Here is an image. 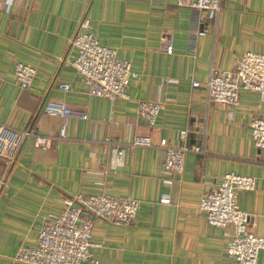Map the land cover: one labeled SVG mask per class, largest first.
<instances>
[{
  "label": "crops",
  "instance_id": "crops-1",
  "mask_svg": "<svg viewBox=\"0 0 264 264\" xmlns=\"http://www.w3.org/2000/svg\"><path fill=\"white\" fill-rule=\"evenodd\" d=\"M78 19L130 63L135 77L126 99L87 93L70 64ZM168 39L169 54L162 49ZM244 51L264 53V0H220L215 18L173 0H15L8 11L0 0V124L54 137L47 148L27 137L9 165L0 161V264H23L14 260L18 248L35 244L40 220L76 194L139 201L128 225L93 222L90 252L97 264H237L225 252L232 228L209 224L197 204L224 173L251 176L253 189L236 191L235 200L249 229L264 236V163L247 124L251 115L264 118V103L257 92L240 90L228 118L230 108L208 100L204 88L210 67L229 70ZM16 62L35 69L26 89L12 75ZM145 99L161 103L152 125L136 118L137 102ZM48 100H63L86 118L43 113ZM134 134L148 135L152 144L125 145L122 165L112 170L110 147ZM162 138L203 150L184 156L170 186L162 184ZM163 195L168 203L160 202ZM257 264H264V250Z\"/></svg>",
  "mask_w": 264,
  "mask_h": 264
},
{
  "label": "built area",
  "instance_id": "built-area-1",
  "mask_svg": "<svg viewBox=\"0 0 264 264\" xmlns=\"http://www.w3.org/2000/svg\"><path fill=\"white\" fill-rule=\"evenodd\" d=\"M177 6L205 10L210 17H216L220 9V0H173ZM15 0H4L8 11ZM77 28L70 38V45L75 53L70 61L75 72L80 76L89 95L113 101L116 98L126 99V88L135 73L130 63L116 55L114 49L102 45L94 33L86 27L83 19H78ZM165 53H171L170 40L162 47ZM35 74V69L27 64L16 62L12 75L20 89H26ZM1 80V77H0ZM170 86L175 81H164ZM193 87L198 85L192 81ZM207 99L227 105V117L231 118L234 108L239 105L240 90L255 91L264 103V53L242 52L229 70L210 67L204 83ZM58 89L68 90L67 83H59ZM161 103L153 99L137 102L136 118L152 125L158 115ZM42 112L62 118L75 116L85 119L83 113L70 109L63 100H48L42 106ZM253 146L258 150V159L264 163V118L251 115L247 121ZM64 136L63 129L57 138ZM186 130L178 131V138L184 140ZM32 137L35 147L47 148L51 135L33 133L30 129H14L0 124V161L9 165L21 143ZM152 144L148 135L134 134L127 143L115 145L109 149V167L114 170L123 163L124 146L149 147ZM157 145L163 150L161 172L167 176L162 181L165 186L171 185V176L183 171L184 156L189 153H201L198 145H171L166 139H159ZM254 178L233 172L223 174L219 183L200 196L197 210L206 221L214 226L231 227L233 234L226 240V255L237 264H257V253L264 250V236L253 233L248 227V214L240 210L235 195L238 190H252ZM167 195L160 199L168 203ZM139 201L134 198L115 195L90 194L72 195L62 199L59 212L53 217L40 220L36 242L33 245H22L18 248L14 260L23 264H81L92 258L90 247L91 228L94 221H107L113 224L128 225L135 219ZM225 235V234H224Z\"/></svg>",
  "mask_w": 264,
  "mask_h": 264
}]
</instances>
